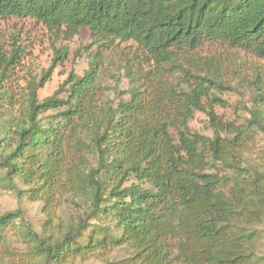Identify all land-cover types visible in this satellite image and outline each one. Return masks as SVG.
Returning <instances> with one entry per match:
<instances>
[{
    "label": "trees",
    "instance_id": "obj_1",
    "mask_svg": "<svg viewBox=\"0 0 264 264\" xmlns=\"http://www.w3.org/2000/svg\"><path fill=\"white\" fill-rule=\"evenodd\" d=\"M11 17L67 38L87 29L90 43L82 75L42 99L67 49L52 46L22 88L25 49H0L1 179L19 203L0 215V264H113L114 249L127 252L115 264H264V78L251 81L248 115L224 120L222 79L195 53L220 43L264 59V0H0ZM116 41L135 43L147 67L111 60ZM196 112L208 134L190 127Z\"/></svg>",
    "mask_w": 264,
    "mask_h": 264
},
{
    "label": "rangeland",
    "instance_id": "obj_2",
    "mask_svg": "<svg viewBox=\"0 0 264 264\" xmlns=\"http://www.w3.org/2000/svg\"><path fill=\"white\" fill-rule=\"evenodd\" d=\"M13 43L25 49L20 58V64L14 69V85L24 87L26 81L37 77L41 71L47 69L53 58V48H66L67 55L63 62L57 64L51 72V76L46 84L38 90V98L50 96L70 73L82 75L87 68L88 57L83 51L90 43V34L87 29L81 30L71 38H67L64 30L51 32L49 29L31 18L11 17L0 19V49L8 54ZM116 55L111 56V60L118 63L119 60L126 59L138 67L142 62L147 67L146 60L141 50L132 41L115 42ZM196 55L205 60V67L222 79L224 88L215 91V96L219 101L214 103L213 110L224 120L240 121L247 116V109L250 107L252 85L251 81L258 75L264 78V59H260L251 52L243 49L230 47L220 43H208L201 46ZM14 80V79H13ZM126 80L123 79L121 88L125 87ZM190 127L200 133L208 134L207 117L203 112H196L190 122ZM264 146V138L257 141L256 149ZM262 155L259 150L256 155ZM2 171L0 170V215L4 212L13 210L19 206L15 195L11 190L4 188L2 181ZM25 209V216L36 226L39 219L36 216L37 204L24 201L22 205ZM57 213L67 218L70 210L62 206ZM9 236L12 240V249H22L23 246L15 231H10ZM259 244L264 249V240ZM127 256L123 249H114L107 258L115 264L118 260ZM7 263H16L17 257L14 255L5 260ZM62 264H105L96 258L86 260L77 259L70 263Z\"/></svg>",
    "mask_w": 264,
    "mask_h": 264
}]
</instances>
